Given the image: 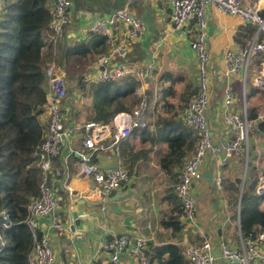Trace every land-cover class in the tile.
Returning a JSON list of instances; mask_svg holds the SVG:
<instances>
[{"label": "crops", "instance_id": "0c3cea01", "mask_svg": "<svg viewBox=\"0 0 264 264\" xmlns=\"http://www.w3.org/2000/svg\"><path fill=\"white\" fill-rule=\"evenodd\" d=\"M245 4L256 7L260 14H264V0H246ZM124 9L143 22L146 32L142 38L131 44L127 56L117 59L116 62L136 70L143 69L149 63H154L158 67L153 77L143 83L142 91L148 92L152 103H155L157 93L169 86H172L174 91V97L167 98L171 103L176 101L179 93L186 86L190 85L195 89L197 62L195 53L190 48V42L195 39L197 31L194 29L187 36L179 37L173 30L171 11L165 0H73L71 20L63 37L66 42L82 41L87 36L88 26L94 20ZM205 19L210 79L206 119L211 141L213 145H218L231 140L222 122L225 109L224 88L228 83L233 91V100L228 106V111L240 114L241 111L246 110L252 122L247 154L227 157L226 164L219 171L216 169L215 156L211 151H207L201 166L203 178L194 182L191 190L195 200V224L185 225L180 217V229L175 230L169 225L171 218L178 213L176 207L179 205L174 195V188L178 184L181 167L175 164V159L176 153L184 149L186 144L179 139V143L176 142L171 148L165 142H153V136L144 134L142 129L134 131L119 148L120 162L127 170L129 180L118 192L108 198L105 204L88 198L91 193L98 195L97 191L85 181L78 179L73 170L65 184L62 182L63 179L54 182L60 186V197L63 201L62 207L57 210L61 224L69 228L65 211L69 203L77 201L83 202L78 206V210L83 214L81 218L84 220L82 230H77L81 235L80 240L74 239L69 233L62 235L49 233L56 264H111L108 255L100 251V246L120 235L144 238L148 242L149 250L167 244L184 249L189 245L208 241L212 254L218 257L223 246L238 248L241 236L240 220L239 215H233L229 209L228 200L234 194L230 188H227V182L242 178L239 192L241 196L245 177L248 175L249 179L255 180L260 173H264V120L257 119L264 108V86L256 87L253 83L264 56L258 55L248 64L247 72L250 75L248 93L245 92L247 74L246 76L240 74L227 82L223 75V52L226 46L242 48L250 41L255 28L241 25L234 17H217L210 5L205 8ZM121 31L123 30L119 33ZM190 56L194 61L191 64ZM83 62L80 68L77 66L72 68L71 74L73 76L81 74L83 80L90 82L89 79L96 72L95 61L89 63L84 59ZM61 73L70 94L67 101L63 102L67 125L82 124L92 115L87 108L90 101L83 98V92L77 89L74 79L66 78L63 71ZM164 74H171L172 78L159 82ZM139 87H142L141 82L136 89ZM132 98L136 100L134 93ZM160 112L163 114V111ZM146 117L149 133L153 134L156 132L157 120L153 109ZM176 120L179 121V116ZM43 121H48L46 113ZM180 134L177 130L170 136L177 137L181 136ZM71 145L73 148L77 145L80 147V139L72 138ZM124 149L125 156L121 158V150ZM105 154L109 157L107 158ZM105 154L96 152L93 155L94 163L102 169L117 164L116 158L112 157L109 151ZM131 155L134 157L131 158ZM224 158L222 154L221 159ZM164 160L166 166L162 165ZM217 173L223 181L220 189L215 182ZM49 224V219L41 220L39 231L49 232ZM118 264L136 263L128 256H121ZM215 264H223V262L218 260Z\"/></svg>", "mask_w": 264, "mask_h": 264}, {"label": "built area", "instance_id": "2783aa9c", "mask_svg": "<svg viewBox=\"0 0 264 264\" xmlns=\"http://www.w3.org/2000/svg\"><path fill=\"white\" fill-rule=\"evenodd\" d=\"M50 19L42 38L45 44L43 55H55L56 44L62 39L69 25L73 0H48ZM171 11L170 18L174 32L179 36H187L196 29L197 34L190 42V48L196 56L197 89L188 105L181 111L179 120L183 126L198 134L199 141L194 154L186 159L180 169L178 184L174 195L181 208V217L185 225L195 224V200L191 195L194 182L203 178L201 166L207 151L215 156L216 169L226 164L227 157L246 155L249 147V137L252 127L247 111L237 114L228 111L233 100V91L226 83L224 88V111L222 122L225 130L231 136L228 142L213 145L208 129L206 111L209 106L210 79L208 72L209 53L206 42L207 22L205 8L210 5L217 17L229 16L237 18L241 25H249L255 31L244 48L226 46L223 52V75L228 82L230 78L243 74L246 76L248 64L258 55L264 56V17L256 7L246 5V0H165ZM5 0H0V15L4 9ZM120 30H123L120 32ZM143 22L132 15L127 9L114 11L107 16L97 18L87 28V33L96 34L106 39L107 51L99 55L95 61V75L90 82L109 83L119 81L127 76L136 78L142 87L135 88L137 105L129 112L117 114L111 124L91 121L84 124L67 125L64 115V100L67 97V85L60 69L52 62L46 70L48 88L46 94L45 113L48 124L44 141L34 155L33 165L42 172L39 185V196L29 206L27 226L33 234L34 247L28 256L29 264H56L55 254L50 241V232L62 235L69 233L76 240L81 239L80 233L71 231L61 224L57 210L62 201L54 184H49V175L53 172L62 177V182L69 179L71 170L78 179L85 181L98 195L90 194L89 199H95L105 204L113 194L118 192L129 180L127 170L120 162V145L131 137L134 131L149 128L147 111L149 95L142 91L143 83L150 80L158 71L154 63L147 64L143 69L136 70L116 62L127 56L131 44L145 35ZM253 83L256 87L264 86V61ZM264 120V108L257 116ZM72 138L80 139V148H73ZM64 150V152H63ZM109 151L116 158L117 164L110 168H100L93 161L96 152ZM63 154L61 170L56 169L53 160ZM225 158L221 159V155ZM105 156L108 158L107 154ZM75 158L70 165L69 158ZM217 187L222 186L219 173L215 178ZM256 196L264 195V173L255 177ZM71 192V189L67 187ZM2 213L0 212V216ZM49 219V232L41 233L39 223ZM39 231L40 235L37 234ZM148 242L141 237L120 235L100 246V251L108 255L111 264H118L121 256H128L136 264H158L152 262L147 253ZM182 256L190 264H215L221 260L223 264H264V230L256 236L243 238L240 236L239 246L231 249L223 246L220 255L212 254L208 241L189 245L182 251Z\"/></svg>", "mask_w": 264, "mask_h": 264}, {"label": "trees", "instance_id": "16d2710c", "mask_svg": "<svg viewBox=\"0 0 264 264\" xmlns=\"http://www.w3.org/2000/svg\"><path fill=\"white\" fill-rule=\"evenodd\" d=\"M261 16L264 17V14ZM49 19L48 0H5L0 15V264H29L28 256L34 247L27 220L29 206L38 198L42 180V172L33 165V160L47 131L48 121H43V117L48 88L46 70L49 65L53 62L56 68L65 72L66 78L74 79L77 89L83 92V98L90 101L87 108L92 115L84 123L96 121L111 124L117 114L131 111L138 103L132 98L140 84L134 77L94 83L83 80L81 74H71L72 68L83 66L84 59L91 63L107 51L103 37L87 33L84 40L76 42H66L63 37L56 44L55 55L44 56L42 34ZM169 78H172L171 74H164L159 82ZM196 89L186 86L175 103L167 100L173 97L172 86L160 90L157 93L160 98L157 96L155 103L150 97L148 99L147 114L151 109L156 114V132L151 134L148 128L142 129V132L152 135L153 142H165L171 148L179 139L184 142V149L176 153L175 159V164L180 167L184 160L194 154L199 136L176 119L195 95ZM68 97L70 94L67 91L64 101ZM177 130L181 136L171 137V133ZM76 148H80L79 145ZM125 151L121 150V158L125 156ZM62 156L53 160L56 169L61 170ZM74 161L75 158H69L70 165ZM162 165L166 166V160ZM61 180L62 177L56 176L55 172L49 175V184ZM241 182V178L227 182V188L234 194L228 202L232 214L239 215L242 237L247 238L264 230V210L261 208L264 195L256 196V182L247 177L240 198ZM55 187L61 195L60 186L55 184ZM62 202L59 207H62ZM176 209L178 213L171 218L169 225L179 230L180 204ZM37 234L40 235L39 231ZM182 251L177 245L167 244L149 250L147 255L158 264H190L182 256Z\"/></svg>", "mask_w": 264, "mask_h": 264}, {"label": "water", "instance_id": "95a60500", "mask_svg": "<svg viewBox=\"0 0 264 264\" xmlns=\"http://www.w3.org/2000/svg\"><path fill=\"white\" fill-rule=\"evenodd\" d=\"M206 178L210 179L209 176H206ZM240 198H241V196H240ZM240 198H239L238 207L240 205ZM82 204H83V202H81V201L72 202V204L69 203V207L65 211L71 231H75V230L81 231L82 230V224H83L84 220L81 217L83 214H81L80 211L78 210V206L82 205Z\"/></svg>", "mask_w": 264, "mask_h": 264}, {"label": "rangeland", "instance_id": "374dc122", "mask_svg": "<svg viewBox=\"0 0 264 264\" xmlns=\"http://www.w3.org/2000/svg\"><path fill=\"white\" fill-rule=\"evenodd\" d=\"M194 61H193V58L190 56L189 57V63L191 64V63H193ZM249 80H250V75L248 74V72H247V83H246V86H245V92H249V89H250V87H249ZM175 96H177V93H175ZM174 97V96H173ZM133 100V99H132ZM172 103H175V101H172ZM240 114H243V111H241L240 112ZM251 130H252V127H251ZM250 134H251V131H250ZM252 150V149H251ZM243 171H242V175H243ZM252 176V175H251ZM247 177H250V176H246L245 177V179L247 178ZM242 179V178H241ZM262 209H264V204L262 205Z\"/></svg>", "mask_w": 264, "mask_h": 264}]
</instances>
